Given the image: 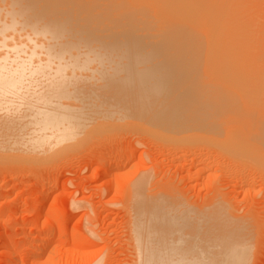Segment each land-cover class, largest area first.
I'll list each match as a JSON object with an SVG mask.
<instances>
[{
  "label": "bare ground",
  "instance_id": "obj_1",
  "mask_svg": "<svg viewBox=\"0 0 264 264\" xmlns=\"http://www.w3.org/2000/svg\"><path fill=\"white\" fill-rule=\"evenodd\" d=\"M263 1L0 0V162L78 150L103 123L117 121L176 136L231 131L264 161ZM168 68L224 73L220 117L210 108L214 98L205 97L211 85L154 74ZM102 171H112L108 156ZM132 197L130 227L143 264L148 257L146 264H159L154 257L161 264H248L247 225L227 210L193 217L180 200ZM187 229L197 233L195 243L182 236ZM54 231L52 239H65V231ZM178 245L184 251L176 253ZM0 249L5 264H24L11 239Z\"/></svg>",
  "mask_w": 264,
  "mask_h": 264
},
{
  "label": "rangeland",
  "instance_id": "obj_2",
  "mask_svg": "<svg viewBox=\"0 0 264 264\" xmlns=\"http://www.w3.org/2000/svg\"><path fill=\"white\" fill-rule=\"evenodd\" d=\"M261 8L260 15L264 5ZM167 59L172 61L171 57ZM206 72L195 70L193 75L168 68L154 74L187 76L196 81L195 85H211L207 89L212 95L202 90L208 94V102L214 98L210 108L219 111L220 117L224 96L219 76H226L216 71L215 79L212 72ZM117 123H103L104 130L96 126L78 150L49 158L37 156L43 158L39 161L36 156H29L28 161V156L24 157L26 161L17 156L21 162L8 156L9 162L6 156V162H0V248L4 238L11 239V250L21 255L24 264H143L130 227L129 204L132 194L139 192V197L152 204L180 200L193 217L207 218L227 210L228 215L247 225V263L264 264V161L251 156L243 137L231 131L216 132L222 125L219 121L220 126L212 129L216 133L202 132L204 137L198 130L194 131L198 136L194 132L188 135L189 131L186 135L179 131L181 136H176L151 127L145 130L147 126L139 127L134 122L127 126L120 122L121 127ZM107 156L112 171L104 175L102 164ZM41 226L46 227L45 232L36 237V229ZM57 230L65 231L64 240L49 235L52 231L57 234ZM182 236L190 237V243L197 239L193 229ZM38 247L37 255L33 249ZM178 247L176 253L184 251ZM6 261L0 254V264ZM151 261L161 264L155 257Z\"/></svg>",
  "mask_w": 264,
  "mask_h": 264
}]
</instances>
